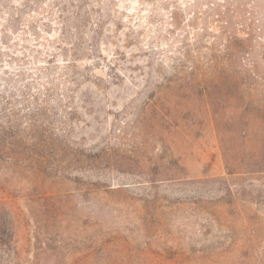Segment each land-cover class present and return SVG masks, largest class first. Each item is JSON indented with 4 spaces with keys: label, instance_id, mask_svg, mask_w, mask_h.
I'll list each match as a JSON object with an SVG mask.
<instances>
[{
    "label": "rangeland",
    "instance_id": "1",
    "mask_svg": "<svg viewBox=\"0 0 264 264\" xmlns=\"http://www.w3.org/2000/svg\"><path fill=\"white\" fill-rule=\"evenodd\" d=\"M0 264H264V0H0Z\"/></svg>",
    "mask_w": 264,
    "mask_h": 264
},
{
    "label": "trees",
    "instance_id": "2",
    "mask_svg": "<svg viewBox=\"0 0 264 264\" xmlns=\"http://www.w3.org/2000/svg\"><path fill=\"white\" fill-rule=\"evenodd\" d=\"M99 28H101V27L99 26Z\"/></svg>",
    "mask_w": 264,
    "mask_h": 264
}]
</instances>
